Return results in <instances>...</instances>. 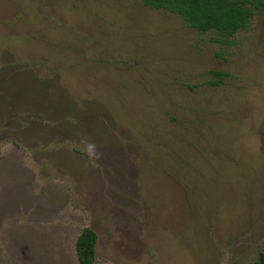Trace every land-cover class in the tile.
Masks as SVG:
<instances>
[{"label":"rangeland","instance_id":"rangeland-1","mask_svg":"<svg viewBox=\"0 0 264 264\" xmlns=\"http://www.w3.org/2000/svg\"><path fill=\"white\" fill-rule=\"evenodd\" d=\"M261 2L224 44L143 0H0V170L34 178L0 173V264H80L85 227L95 264L259 259Z\"/></svg>","mask_w":264,"mask_h":264},{"label":"trees","instance_id":"trees-1","mask_svg":"<svg viewBox=\"0 0 264 264\" xmlns=\"http://www.w3.org/2000/svg\"><path fill=\"white\" fill-rule=\"evenodd\" d=\"M146 7L178 14L192 29L200 33H216L219 43L230 44L229 38L249 28L261 0H143ZM210 86L223 84L227 73L212 71ZM96 232L85 227L76 240V255L80 264H95ZM253 264H264V251Z\"/></svg>","mask_w":264,"mask_h":264},{"label":"crops","instance_id":"crops-1","mask_svg":"<svg viewBox=\"0 0 264 264\" xmlns=\"http://www.w3.org/2000/svg\"><path fill=\"white\" fill-rule=\"evenodd\" d=\"M20 161V160H19ZM11 161L8 159V162H7V165L6 166H3L2 167V170H0V173L1 174H7V173H16V172H24V169L23 167L20 165V163H22V161ZM26 174V173H25ZM26 182L24 181V186L28 188V184L29 186L32 184V182L34 181V178L31 177L30 175H27L26 174ZM27 178H28V181H27ZM66 184L62 181H60V197H64L65 196V193H64V189L62 188L63 186H65ZM67 192H69V189L67 190ZM63 208H65V206H61L60 205V221L63 222L64 224H67V225H71L73 223V220L70 219L69 215L66 216L65 215V210H63ZM68 209V208H67ZM64 234H60V239H64ZM75 250H76V243H75Z\"/></svg>","mask_w":264,"mask_h":264}]
</instances>
